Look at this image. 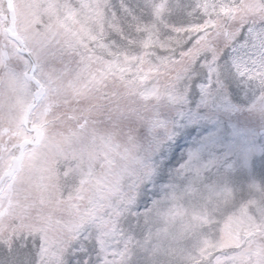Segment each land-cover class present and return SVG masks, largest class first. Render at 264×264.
<instances>
[{
	"label": "snow or ice",
	"instance_id": "obj_1",
	"mask_svg": "<svg viewBox=\"0 0 264 264\" xmlns=\"http://www.w3.org/2000/svg\"><path fill=\"white\" fill-rule=\"evenodd\" d=\"M0 264H264V0H0Z\"/></svg>",
	"mask_w": 264,
	"mask_h": 264
}]
</instances>
